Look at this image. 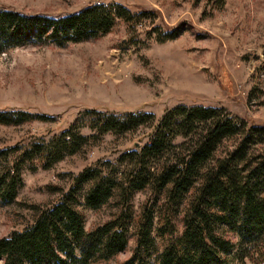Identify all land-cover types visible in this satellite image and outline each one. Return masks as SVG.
Returning a JSON list of instances; mask_svg holds the SVG:
<instances>
[{"label":"trees","instance_id":"obj_1","mask_svg":"<svg viewBox=\"0 0 264 264\" xmlns=\"http://www.w3.org/2000/svg\"><path fill=\"white\" fill-rule=\"evenodd\" d=\"M138 14L121 3H91L61 15L0 7V53L28 43L65 45L110 31ZM162 40L179 34L174 29ZM49 115L0 109L1 124ZM99 134L155 124L147 142L120 154L123 169L89 166L31 223L0 237L2 264H95L125 251L119 264H264V125L223 106L180 103L157 121L152 111H88ZM91 135L71 124L50 139L0 149V206L16 199L24 167L52 166ZM107 163H111L110 161ZM119 166V165H118ZM117 168V169H116ZM149 196L134 209L138 191ZM113 203L112 217L86 228L80 205ZM132 230V231H131Z\"/></svg>","mask_w":264,"mask_h":264},{"label":"rangeland","instance_id":"obj_2","mask_svg":"<svg viewBox=\"0 0 264 264\" xmlns=\"http://www.w3.org/2000/svg\"><path fill=\"white\" fill-rule=\"evenodd\" d=\"M99 2L124 4L138 14L137 22L121 18L98 37L28 43L0 53V109L50 117L0 123V149L50 139L71 124L91 135L81 150L48 168L24 167L19 195L0 206V237L31 223L34 205L56 201L86 167L123 169L120 154L147 142L154 130L155 124H144L125 133H96L91 109L152 111L158 121L180 103L214 105L264 125V0H0V7L61 15ZM174 29L177 36L162 40ZM148 196L147 190L136 192L134 209ZM80 208L86 228L116 211L113 203ZM134 243L131 235L125 251L95 264L121 263ZM239 264L255 263L246 258Z\"/></svg>","mask_w":264,"mask_h":264}]
</instances>
